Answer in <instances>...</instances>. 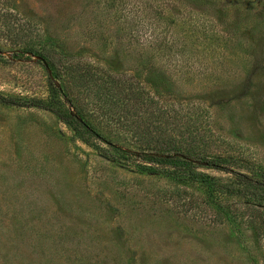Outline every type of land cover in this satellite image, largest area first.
I'll list each match as a JSON object with an SVG mask.
<instances>
[{"label":"rangeland","instance_id":"1","mask_svg":"<svg viewBox=\"0 0 264 264\" xmlns=\"http://www.w3.org/2000/svg\"><path fill=\"white\" fill-rule=\"evenodd\" d=\"M123 73L140 125L264 181V0H0V264H264V204L143 166Z\"/></svg>","mask_w":264,"mask_h":264},{"label":"trees","instance_id":"2","mask_svg":"<svg viewBox=\"0 0 264 264\" xmlns=\"http://www.w3.org/2000/svg\"><path fill=\"white\" fill-rule=\"evenodd\" d=\"M120 79L122 81L116 79L115 77L110 78V80L117 83V91L120 93V96H122V110L114 109L115 106H112V109H110L108 114L110 115L109 117H111V119L116 116L117 119L115 120L117 122H121L122 126H124L126 129H130L140 140V142L143 141V143L146 145V149H143V151L137 152L135 154L145 162L143 166L147 170L151 172H161L168 177L177 176L181 179V181L191 183L198 182L205 187L207 191V197L210 201H214L215 197L219 194L228 193L232 195L236 194L240 197H246L248 201L255 202L258 205L264 204L263 180H258L251 175L241 172H234L238 177L236 183H238L239 186H234L233 184L227 183L221 184V182L218 181L215 176L200 169L201 167L224 169L225 166L222 164L220 156L212 157L206 153H201V151L206 150L204 145L206 146L207 144L205 143L203 145L202 143L204 142H202L201 138L196 136H200L202 132L198 130L195 121H193L191 124V130L189 129L191 120L186 123L184 131L189 133H186L189 137L188 141H172V136L164 139L160 134L162 128L158 126L156 122L153 123L152 119H150L148 123L145 122L146 125H140V122L137 121L135 117L141 110L140 106H150L149 103L153 104L155 101L153 99L148 101L149 98L148 95H146V92L141 87H139V85H137L138 83L130 80V78H128V76L124 73ZM92 80L93 78H83V82L81 83L82 87L86 90H90L91 82H93ZM96 92H98V89ZM107 92V96L113 95L115 93L111 92V90H108ZM61 93L67 99H70L67 94L64 92ZM104 94H106V92H104ZM120 100L121 98H119L117 101L119 102ZM101 101L104 103L106 102V100ZM0 102L23 105V102H21L19 99H10L5 98L4 96H0ZM128 103H132L134 106H127ZM40 105L43 104L41 103ZM44 105L46 106V104ZM48 107L52 108V106L49 105ZM120 111H122V118L119 116ZM177 113L175 114L177 115ZM61 118L69 124L73 122L81 124L83 130L90 135L94 134L96 131L89 120L84 116L83 110H78L75 113H68L65 116H61ZM191 131L196 135H192Z\"/></svg>","mask_w":264,"mask_h":264}]
</instances>
